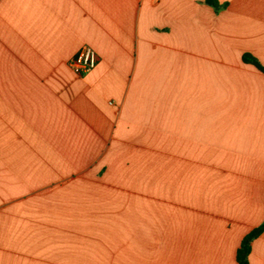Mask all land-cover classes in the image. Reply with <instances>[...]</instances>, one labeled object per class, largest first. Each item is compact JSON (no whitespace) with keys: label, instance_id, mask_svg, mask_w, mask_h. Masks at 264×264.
Returning <instances> with one entry per match:
<instances>
[{"label":"crops","instance_id":"0c3cea01","mask_svg":"<svg viewBox=\"0 0 264 264\" xmlns=\"http://www.w3.org/2000/svg\"><path fill=\"white\" fill-rule=\"evenodd\" d=\"M219 2L0 0V264H239L264 222V0Z\"/></svg>","mask_w":264,"mask_h":264},{"label":"trees","instance_id":"16d2710c","mask_svg":"<svg viewBox=\"0 0 264 264\" xmlns=\"http://www.w3.org/2000/svg\"><path fill=\"white\" fill-rule=\"evenodd\" d=\"M205 3L212 6L215 11H220L227 6V3H220L219 0H205ZM244 60L255 65L264 73V67L254 57L244 56ZM264 232V222L251 230L242 240L241 246L237 251V260L239 264H249L248 256L251 252V244L255 238Z\"/></svg>","mask_w":264,"mask_h":264},{"label":"built area","instance_id":"2783aa9c","mask_svg":"<svg viewBox=\"0 0 264 264\" xmlns=\"http://www.w3.org/2000/svg\"><path fill=\"white\" fill-rule=\"evenodd\" d=\"M98 62L96 51L89 45H84L77 55L69 62L70 67L78 74H85L94 69Z\"/></svg>","mask_w":264,"mask_h":264}]
</instances>
